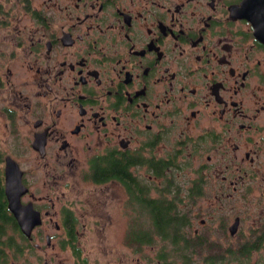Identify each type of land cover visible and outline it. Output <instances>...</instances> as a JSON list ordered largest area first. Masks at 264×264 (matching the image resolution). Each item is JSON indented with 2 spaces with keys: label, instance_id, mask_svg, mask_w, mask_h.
I'll use <instances>...</instances> for the list:
<instances>
[{
  "label": "flooded vegetation",
  "instance_id": "1",
  "mask_svg": "<svg viewBox=\"0 0 264 264\" xmlns=\"http://www.w3.org/2000/svg\"><path fill=\"white\" fill-rule=\"evenodd\" d=\"M0 118V264H264V0H0Z\"/></svg>",
  "mask_w": 264,
  "mask_h": 264
},
{
  "label": "water",
  "instance_id": "2",
  "mask_svg": "<svg viewBox=\"0 0 264 264\" xmlns=\"http://www.w3.org/2000/svg\"><path fill=\"white\" fill-rule=\"evenodd\" d=\"M26 192V188L23 186L21 181V171L18 165L12 161V159H7L5 167V194L8 200V208L16 216L19 223L22 224V216L24 214V208L30 211L33 210L30 206L24 207L20 204V196ZM29 229L33 227L38 221H28Z\"/></svg>",
  "mask_w": 264,
  "mask_h": 264
},
{
  "label": "trees",
  "instance_id": "3",
  "mask_svg": "<svg viewBox=\"0 0 264 264\" xmlns=\"http://www.w3.org/2000/svg\"><path fill=\"white\" fill-rule=\"evenodd\" d=\"M3 186H2V183H1V169H0V197H1V195H2V192H3V188H2ZM166 206H167V208L169 207L170 208V206L169 205H162V210H161V218H162V223H166V222H168L169 221V219H168V211H167V209H166ZM165 234H167V236H164V239H169L170 240V234H171V231H165ZM164 234V235H165Z\"/></svg>",
  "mask_w": 264,
  "mask_h": 264
},
{
  "label": "rangeland",
  "instance_id": "4",
  "mask_svg": "<svg viewBox=\"0 0 264 264\" xmlns=\"http://www.w3.org/2000/svg\"><path fill=\"white\" fill-rule=\"evenodd\" d=\"M0 124H2V118H0ZM11 149V148H10ZM181 189H185L186 190V181L184 179V182L181 184ZM87 186V185H86ZM170 197V195H168ZM109 200V199H108ZM110 201V200H109Z\"/></svg>",
  "mask_w": 264,
  "mask_h": 264
}]
</instances>
